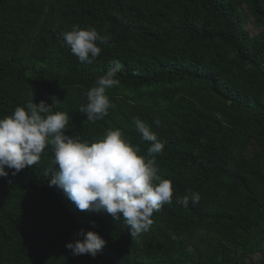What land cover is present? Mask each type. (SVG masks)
<instances>
[{
  "label": "trees",
  "instance_id": "16d2710c",
  "mask_svg": "<svg viewBox=\"0 0 264 264\" xmlns=\"http://www.w3.org/2000/svg\"><path fill=\"white\" fill-rule=\"evenodd\" d=\"M73 25L108 37L92 64L60 38ZM113 61L114 107L89 122L79 108ZM53 97L67 134L89 142L118 128L146 155L133 119L148 124L173 200L131 237L122 219L79 211L49 187L46 148L0 178V264H264V0H0V118ZM190 192L198 203H176ZM81 229L106 241L96 258L66 249Z\"/></svg>",
  "mask_w": 264,
  "mask_h": 264
},
{
  "label": "clouds",
  "instance_id": "9594fccd",
  "mask_svg": "<svg viewBox=\"0 0 264 264\" xmlns=\"http://www.w3.org/2000/svg\"><path fill=\"white\" fill-rule=\"evenodd\" d=\"M60 38L79 62L92 64L108 43L95 27L73 25L61 32ZM95 86L86 92V103L79 112L87 121L95 123L108 115L114 105L107 91L118 86L120 64L112 62ZM53 105L33 99L0 118V178L13 176L25 168L38 164L46 148L53 154L49 169V187L61 190L79 211L111 215L128 226L131 237L147 232L153 224L152 216L163 205L172 203V182L159 174L156 156L164 150L157 134L139 117L133 119L141 140L150 142L147 154L133 145L120 129H109L102 138L89 142L67 134L69 114L54 110ZM160 126L159 119L154 121ZM200 195L190 192L176 197V203L185 208L198 203ZM95 227V222H90ZM106 241L96 232L83 229L74 234V241L65 247L73 256L89 255L96 258Z\"/></svg>",
  "mask_w": 264,
  "mask_h": 264
},
{
  "label": "rangeland",
  "instance_id": "374dc122",
  "mask_svg": "<svg viewBox=\"0 0 264 264\" xmlns=\"http://www.w3.org/2000/svg\"><path fill=\"white\" fill-rule=\"evenodd\" d=\"M246 29L249 31V33H250L251 35H254V34L257 33V30H256L254 27H252L251 22H250V19L248 20V23H247V25H246ZM257 257H258V256L256 255L255 259H257Z\"/></svg>",
  "mask_w": 264,
  "mask_h": 264
},
{
  "label": "built area",
  "instance_id": "2783aa9c",
  "mask_svg": "<svg viewBox=\"0 0 264 264\" xmlns=\"http://www.w3.org/2000/svg\"><path fill=\"white\" fill-rule=\"evenodd\" d=\"M255 257H253V260H251V261H245V264H255L258 261V257H257V259H255Z\"/></svg>",
  "mask_w": 264,
  "mask_h": 264
}]
</instances>
